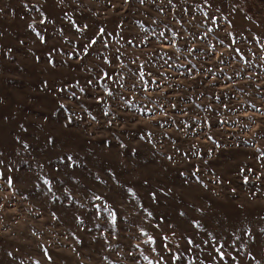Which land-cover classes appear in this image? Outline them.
Segmentation results:
<instances>
[{
    "label": "rangeland",
    "instance_id": "374dc122",
    "mask_svg": "<svg viewBox=\"0 0 264 264\" xmlns=\"http://www.w3.org/2000/svg\"><path fill=\"white\" fill-rule=\"evenodd\" d=\"M0 264H264V0H0Z\"/></svg>",
    "mask_w": 264,
    "mask_h": 264
},
{
    "label": "snow or ice",
    "instance_id": "6c2138e0",
    "mask_svg": "<svg viewBox=\"0 0 264 264\" xmlns=\"http://www.w3.org/2000/svg\"><path fill=\"white\" fill-rule=\"evenodd\" d=\"M151 239V238H150ZM217 251H219V249H217ZM221 256H223V253H221Z\"/></svg>",
    "mask_w": 264,
    "mask_h": 264
}]
</instances>
